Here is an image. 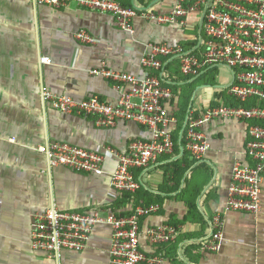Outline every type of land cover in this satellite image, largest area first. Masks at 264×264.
<instances>
[{
	"label": "crops",
	"instance_id": "0c3cea01",
	"mask_svg": "<svg viewBox=\"0 0 264 264\" xmlns=\"http://www.w3.org/2000/svg\"><path fill=\"white\" fill-rule=\"evenodd\" d=\"M118 1L159 13L174 5V0ZM200 18L201 14H193L187 27L180 28L136 17L131 21L132 32H127L118 29L110 15L73 5L55 9L34 5L32 0H0V264H109L110 229L105 225L93 228L82 252L64 251L58 262L32 251L29 243L34 215L51 205L85 212L116 208L128 214L134 207L149 203L158 204L160 209L140 219L139 247L144 255L161 259L160 264H264V174L261 209L256 216L225 210L232 167L237 161L245 162L247 122L211 121L202 127L209 143L202 159L192 161L187 153L184 157L179 146L173 157L164 156L149 168L134 170L139 190L118 193L109 176L117 159L107 149L123 153L130 140L147 139V131L131 122L98 128L92 117L59 113L40 98V90L45 88L75 101L95 96L115 103L118 94L111 83L89 71L104 62L114 71L139 77L140 59L149 44L189 46L198 41ZM80 30L95 43L77 42L74 36ZM41 57H48L50 63L41 64ZM170 60H163V84L173 93L168 111L176 119L180 109L187 115L229 104L225 94L231 83L229 68L211 67L197 77L172 80L175 61ZM216 69L215 92L210 85H203L202 96H196L198 88L184 94L190 82ZM54 141L104 155V174L49 168L36 148ZM172 169L174 178L169 174ZM216 215L222 219L223 242L217 252H207L203 242L211 235ZM165 224L176 227L174 239L160 245L150 243L144 231Z\"/></svg>",
	"mask_w": 264,
	"mask_h": 264
},
{
	"label": "built area",
	"instance_id": "2783aa9c",
	"mask_svg": "<svg viewBox=\"0 0 264 264\" xmlns=\"http://www.w3.org/2000/svg\"><path fill=\"white\" fill-rule=\"evenodd\" d=\"M34 5L55 9L71 5L88 11L108 14L116 27L132 32L131 21L139 17L156 25L187 27L193 14L203 15L201 41L197 48L185 50L181 45L151 43L141 57V76L114 71L102 62L89 74L109 81L118 94L115 103L93 96L82 101L40 90L42 102L63 114L92 117L98 128H113L119 122H131L143 127L148 138L133 139L123 153L107 149L117 162L110 173V184L118 193H135L140 185L134 170L149 168L174 151L173 132L177 119L168 111L173 93L163 84L164 59L177 62L180 76L193 78L211 67L223 66L232 72L226 96L239 105L218 104L193 113L188 112L184 134V150L192 161L202 159L209 143L202 127L217 119H237L247 122L244 148L245 162H235L227 188L225 210L256 216L261 209L264 174V0H174L166 13L151 8L137 10L118 0H32ZM77 42L93 45L95 40L86 31L75 34ZM49 64L48 57L40 58ZM176 80V74L170 75ZM248 104V106L246 105ZM175 127V128H174ZM49 168L61 166L77 173L104 174V155L65 142H47L36 148ZM160 206L149 203L134 207L123 214L116 208L89 212L59 210L51 205L33 217L30 248L49 259L59 261L64 251L80 253L90 239L93 228L105 225L110 229L109 264H160L161 259L144 255L139 247V221L155 214ZM176 227L165 224L144 231L150 243L171 242ZM223 242L222 219L212 220L210 237L203 242L207 252H217Z\"/></svg>",
	"mask_w": 264,
	"mask_h": 264
},
{
	"label": "trees",
	"instance_id": "16d2710c",
	"mask_svg": "<svg viewBox=\"0 0 264 264\" xmlns=\"http://www.w3.org/2000/svg\"><path fill=\"white\" fill-rule=\"evenodd\" d=\"M125 6V5H124ZM197 44V40L194 41L193 43H191L189 46H186V47H183L185 50H190L193 46H195ZM167 67V66H166ZM165 67V68H166ZM172 73L176 74V76H179V77H182L178 74V72L176 73L175 71H173ZM190 95V94H189ZM189 95H187V98L189 97ZM230 101L228 102L229 105H239L240 103L239 102H236L234 100H231L229 99ZM248 106V104H246ZM180 117H178L177 115V125H176V128L173 132V142H174V151H173V154H172V157L173 155L177 154L178 151H179V146H182V148H184V134H185V131H183V134H182V137H181V140H180V144L178 143V132L181 130L182 128V125H183V122H184V118H185V115H186V111L185 109H180ZM184 157L186 156V151L184 150ZM168 157H171V156H168ZM192 162V161H191ZM174 164V167H176V161L175 162H172ZM191 163H188V166L190 165ZM187 166V165H186ZM172 178H174L176 172L172 169L169 173ZM166 176H168V174L166 173L165 174Z\"/></svg>",
	"mask_w": 264,
	"mask_h": 264
},
{
	"label": "rangeland",
	"instance_id": "374dc122",
	"mask_svg": "<svg viewBox=\"0 0 264 264\" xmlns=\"http://www.w3.org/2000/svg\"><path fill=\"white\" fill-rule=\"evenodd\" d=\"M171 68H173V71H175L177 73V63L176 62L172 63ZM216 73H217V69L214 71H210L205 76H201L200 78L193 80L192 81L193 83L190 82L191 85L184 87V90H183L184 94L186 95L187 93L191 92V90L195 91V89L198 88V90L196 91L197 92L196 96L197 97L202 96L204 89H201V86H203V85H210L213 88V91L215 92L214 86L216 85V77H215ZM185 82H187V81H185ZM186 85H188V84H186ZM184 94H183V96H184ZM182 99H184V98H182ZM186 99L188 100V98H186Z\"/></svg>",
	"mask_w": 264,
	"mask_h": 264
},
{
	"label": "water",
	"instance_id": "95a60500",
	"mask_svg": "<svg viewBox=\"0 0 264 264\" xmlns=\"http://www.w3.org/2000/svg\"><path fill=\"white\" fill-rule=\"evenodd\" d=\"M203 15H204V12L202 13L201 15V18H200V23H199V29H198V41H197V44L194 46L193 49L197 48L200 44V41H201V32H202V22H203ZM174 59V58H173ZM171 59V60H173ZM170 60V61H171ZM186 122H187V117L185 118L184 122H183V125H182V128H181V131H180V138L182 137V134H183V131L185 129V126H186ZM182 149V148H181Z\"/></svg>",
	"mask_w": 264,
	"mask_h": 264
}]
</instances>
